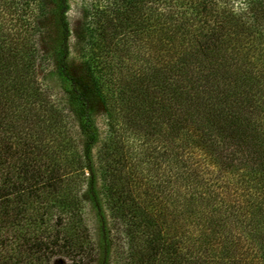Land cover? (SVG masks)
Instances as JSON below:
<instances>
[{"label":"trees","instance_id":"16d2710c","mask_svg":"<svg viewBox=\"0 0 264 264\" xmlns=\"http://www.w3.org/2000/svg\"><path fill=\"white\" fill-rule=\"evenodd\" d=\"M121 1L74 66L52 0L61 105L0 0V264H112L120 238L119 264H264V0Z\"/></svg>","mask_w":264,"mask_h":264},{"label":"rangeland","instance_id":"374dc122","mask_svg":"<svg viewBox=\"0 0 264 264\" xmlns=\"http://www.w3.org/2000/svg\"><path fill=\"white\" fill-rule=\"evenodd\" d=\"M69 10L67 18L71 29L70 43L72 44L71 58L74 66L80 64L82 61L81 45L77 43H89V38L83 37V30L88 22L85 18L87 11H96L98 8L105 11H112L111 15L118 10H125L127 3L121 0H68ZM223 6L233 7L236 11L244 12L247 10L248 3L245 0H220ZM46 4L41 5L38 0H27L24 3L25 8L16 10L13 13L5 14L2 18L5 28L8 30H16L19 34L21 43H34L39 54L37 70L40 81L44 86L50 88L53 99L63 104L64 95L60 89L56 73H55V55L53 52V44L56 43L57 28L53 15L54 4L52 0H46ZM19 6H17L18 8ZM18 11V12H17ZM261 37L255 43H258V49H263L264 52V20L259 26ZM15 33V32H14ZM79 35V38L77 37ZM86 36V35H85ZM249 42V43H253ZM98 43V42H95ZM249 45V44H248ZM264 58V53H263ZM95 117L97 124L100 127L102 136L105 135L107 129L105 112L98 103L96 105ZM73 127V132L78 136L77 127L74 123H70ZM99 146L97 147V149ZM96 149V150H97ZM84 215L86 222L90 227L91 234L95 241L98 240V225L95 213L87 201L84 208ZM126 256L124 241L122 238L116 240L115 252L113 254L112 264H119L117 258Z\"/></svg>","mask_w":264,"mask_h":264}]
</instances>
